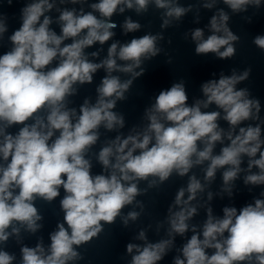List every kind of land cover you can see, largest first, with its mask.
Here are the masks:
<instances>
[{
  "label": "clouds",
  "instance_id": "9594fccd",
  "mask_svg": "<svg viewBox=\"0 0 264 264\" xmlns=\"http://www.w3.org/2000/svg\"><path fill=\"white\" fill-rule=\"evenodd\" d=\"M14 2L20 0H0V7ZM59 3L84 5L87 0ZM217 3L203 0L202 7L212 9ZM222 3L231 13L240 14L249 7L259 10L264 0ZM150 5L163 10L161 29L181 21L193 9L178 0H98L89 4L91 11L56 8V0H30L21 7L19 27L8 37L11 50L0 55V245L10 237L19 238L22 230L35 234L42 227L38 222L43 217L35 206L38 198L51 203L61 189L64 196L60 200L63 222L50 234V245L46 249L41 239L35 247L22 246L19 264H70L84 259L77 249L98 238L105 225L119 217L127 227L140 217L144 205L138 196L164 185L173 174L188 176L187 186L178 189L168 208V238L149 242L145 230H140L136 239L144 243L126 245L131 256L128 264H158L172 249L175 236L189 231L188 221L198 211L192 202L216 179L218 170H222L221 191L229 197L242 172L245 185H264L261 102L249 88L237 87L249 80L251 67L240 72L232 69L231 75L221 72L218 79L202 83L204 98L192 104L183 80L160 90L144 111L147 124L142 129L133 128L127 136L117 134L98 154L93 153L105 174H92L89 153L100 139L101 127L124 128L123 114L114 111L117 101L125 100L133 81L144 74L143 63L161 53L158 42L164 36L148 33L124 44L113 42L99 63L90 60L85 49L97 43L103 46L115 35L114 14L126 9L146 14ZM54 8L59 12L60 34L50 27L53 19L46 15ZM244 19L251 22V17ZM8 20L0 11V40L8 32ZM229 20V13L220 8L210 18L209 35L202 28L191 30L196 55L212 53L221 60L236 55L240 37L229 27ZM141 27L131 17L122 24L125 34ZM252 43L264 52V35H256ZM90 55L98 57L99 51ZM100 69L106 75L96 88L95 103L85 98L78 110L69 107L77 86L91 84ZM117 72L130 78L122 81L113 75ZM212 105L217 110H202ZM13 126H20L15 134L9 131ZM218 144L219 152L214 153ZM244 157L248 158L246 169L241 167ZM205 164L203 183L195 173L189 175ZM254 168L258 171L253 172ZM140 182H146L147 188L141 189ZM260 195L264 197V191ZM212 198L208 191L207 200ZM130 205L140 211L124 214L122 210ZM206 212L202 232L191 227L193 234L178 249L181 255L173 264H264V199L239 210L224 207L222 218L214 216L211 207ZM15 261V254L0 247V264Z\"/></svg>",
  "mask_w": 264,
  "mask_h": 264
},
{
  "label": "water",
  "instance_id": "95a60500",
  "mask_svg": "<svg viewBox=\"0 0 264 264\" xmlns=\"http://www.w3.org/2000/svg\"><path fill=\"white\" fill-rule=\"evenodd\" d=\"M25 2L30 0H20L19 3L14 2L11 6L6 3L0 7V11L6 13L9 17L8 32L5 33L4 38L0 40V55L11 50L12 44L8 37L20 24V9ZM98 2V0H87L84 5H72L65 3L61 5L59 0H56V8H68L71 10L73 7L79 11L83 7L85 11H91L89 4ZM181 6L187 7L193 5L191 12H188L181 21H174L172 26L161 29L162 23L161 13L163 10H158L154 5L149 6L146 14L137 15L135 10L126 9L124 13L117 12L113 15L112 22L117 24V27L112 31L115 35L106 42L103 46L93 45L85 49L86 54H89V59L93 62L99 63L100 60L107 56V48L113 42L124 44L130 42L132 38H139L145 34L162 33L164 39L158 42V47L162 48L161 53L151 59L145 61L142 67L145 72L142 76L136 78L130 90L125 93L126 99L117 101L114 111L123 114L125 119V126L123 129L115 131H107L103 127L100 129V139L97 144L93 146L89 157L92 161V174H105L103 166L97 161L93 153L105 145L108 140L114 139L117 134L127 136L133 128L137 130L142 129L147 124L143 118L144 111L151 103H154V98L159 94L160 90L170 88L174 82L183 80L185 82L186 91L189 96V104H192L196 99H203L201 92V84L209 79H218L221 72L225 75H231L232 69L238 72L243 71L245 68L251 67V75L249 80L242 82L240 87H247L250 89L253 97L258 98L261 102L262 111L261 118L264 119V52H261L253 43L252 40L256 35H264V4L259 10L249 7L248 12L233 14L222 0H218L217 5L212 9H205L202 7L203 0H178ZM54 8L51 12L46 13L53 19V24L50 25L57 34H60V26L56 23L59 12ZM223 8L230 15L229 27L231 30L240 37V41L235 45L236 55L231 59L221 60L215 54L209 53L207 55H196L195 44L191 39V30L195 28H202L205 36L210 34L209 21L213 14L218 9ZM98 15V13H97ZM197 16L199 22H196ZM131 17L134 22H139L142 27L139 31L125 34L123 32L122 24L125 18ZM244 17H251V22H248ZM187 34V37H186ZM171 41L169 43L168 41ZM70 41H65L69 43ZM93 51H99L98 57L90 55ZM171 59V63H169ZM118 63H124L118 61ZM139 71V69H137ZM215 74V75H214ZM106 75L104 69H100L93 76L91 84L77 86V94L70 97L72 103L69 107H75L77 110L83 103L85 98H90L92 103L96 100V88L101 83L102 78ZM118 75L121 80L130 78V74L113 73ZM204 111L217 110L214 105L209 109H202ZM249 123V122H246ZM255 123V122H251ZM222 127L227 130V123L223 120L220 121ZM20 126H13L9 131L15 134ZM227 143V141H225ZM221 145H217L214 153H218ZM247 157L243 158L242 168H247ZM207 163V162H206ZM204 166H197L192 169L198 179L203 183ZM253 172L258 169H253ZM246 173L242 172L239 178L234 182L233 195L228 196L227 193L222 192V170H218L216 179L206 187L204 193L198 194L197 200L192 203L197 206V214L188 221L189 231L184 236H175L174 245L167 253L162 261L158 264H173L174 258L181 255L178 249L187 242L193 234L191 227L196 226L198 232H202V226L207 219V207H211L213 215L216 217L223 216L224 207H236L238 210L243 206L253 203L255 199H264L260 194L264 191V185L253 186L245 185L243 177ZM188 176L179 177L175 174L159 188L148 189L144 195L138 196L136 199L141 201L144 205L143 212L136 221H129L125 227L118 217L114 224L105 225L104 231L98 238H94L91 242L79 247L77 250L81 252L84 259L70 264H128L131 256L126 252V245L128 243L143 244L144 241L136 239L140 230H145L149 242H157L161 239H167V223L168 208L173 204L175 194L180 187H186ZM141 189L147 188L146 182H140ZM213 193L211 201L207 200V192ZM64 192L61 189L60 196L55 198L51 203L45 202L41 199L35 201V206L38 208L43 219L39 221L42 227L35 233L31 234L26 231H21L19 238L10 237L5 245H0L4 250L10 254H15L16 261L14 264H19L21 259L20 248L22 246L35 247L36 244L42 239L43 245L47 249L50 245V234L57 230V224L63 222V211L60 207V200L63 198ZM187 197V193L185 198ZM130 210L140 211L135 205L126 206L122 211L126 214ZM177 210V209H174ZM162 224V227L157 230V225ZM19 240V242H18ZM209 253L213 251L208 250Z\"/></svg>",
  "mask_w": 264,
  "mask_h": 264
}]
</instances>
